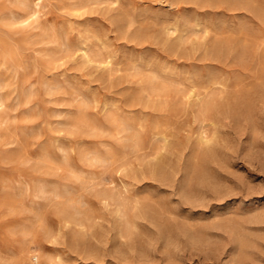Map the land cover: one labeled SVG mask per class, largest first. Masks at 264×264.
I'll list each match as a JSON object with an SVG mask.
<instances>
[{"label": "rangeland", "instance_id": "rangeland-1", "mask_svg": "<svg viewBox=\"0 0 264 264\" xmlns=\"http://www.w3.org/2000/svg\"><path fill=\"white\" fill-rule=\"evenodd\" d=\"M0 264H264V0H0Z\"/></svg>", "mask_w": 264, "mask_h": 264}, {"label": "bare ground", "instance_id": "bare-ground-1", "mask_svg": "<svg viewBox=\"0 0 264 264\" xmlns=\"http://www.w3.org/2000/svg\"><path fill=\"white\" fill-rule=\"evenodd\" d=\"M220 5H221V4H220ZM108 18H109V17H108ZM109 26H110V25H109ZM183 32H184V31H183ZM78 35H79V34H78ZM88 35H89V34H88ZM124 41H125V40H124ZM124 41H123V42H124ZM126 47H127V46H126ZM210 53H211V52H210ZM142 55H143V54H142ZM157 59H158V58H157ZM118 63H119V62H118ZM151 93H152V92H151ZM247 93H248V92H247ZM132 103H133V102H132ZM169 170H170V169H169ZM201 204H202V203H201Z\"/></svg>", "mask_w": 264, "mask_h": 264}]
</instances>
